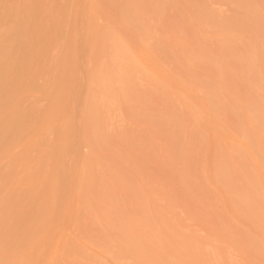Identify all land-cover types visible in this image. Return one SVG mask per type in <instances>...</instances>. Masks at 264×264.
Returning <instances> with one entry per match:
<instances>
[{
  "label": "rangeland",
  "instance_id": "1",
  "mask_svg": "<svg viewBox=\"0 0 264 264\" xmlns=\"http://www.w3.org/2000/svg\"><path fill=\"white\" fill-rule=\"evenodd\" d=\"M31 2L34 3L30 4V0H0V46L6 44L7 51L10 48H18V52H23L20 53V58L24 60L22 55H27L29 48L37 51L41 49V45H37L38 49L34 47L38 39L44 44L49 40L53 45L48 42L51 48H45L49 46L48 43L45 47L42 46L45 48L42 55L34 57L32 52L38 53L36 50L31 52L30 49L28 53H31L26 57L45 60L39 63L37 60L35 64L30 58V67L25 59L28 66L25 67L30 75L33 68L37 71V66L40 69L44 65L48 70L42 74L38 71L40 73L37 75L41 76H36L33 81L30 80L32 77L29 78L35 83L34 88H31L32 92L20 78L26 86L24 89L28 90L20 94L16 92L19 89H13L22 86L21 82L19 85L15 79V76H19L13 71L16 67L12 69L11 62L7 64V61L2 59V63L7 64L3 65H11L12 71L9 67L4 69V66L0 65V72L6 71L0 73L3 81L0 79V89H9L7 82H4L7 80L4 76H14V85L16 82L18 85L10 87L21 97L16 99V103H20L22 111L25 109L29 112L32 107L30 111L33 113V122H36L37 117L43 118L45 112L47 114L48 107L55 103H52V100L56 101L57 105L61 100L64 101L63 104L68 105L66 109L70 112H66L65 105L61 103L62 107L59 104L60 109L56 110L58 113L54 114L55 110H52V115L50 112L47 115L54 117L63 112L62 116H55L62 117L61 121L59 118L51 120L52 118L44 115L42 121L40 117L37 119L40 122H32L33 125L29 123L31 125L27 124L26 129L22 126L27 119L24 116L25 121L21 119L23 124L20 125V122L19 127L25 129V136H20L22 132L20 135L16 132L18 126H11L14 121L12 110L16 108H8V104L5 106L6 114H13L12 120L7 119L8 114L4 115V107H0L4 111L0 110V119L2 114L3 117L6 116L4 122L8 123L10 120L9 126L12 128V133L9 129L3 130L1 124L4 122L0 120V132L1 129L4 133L7 130L9 136V145L5 142V146L3 143L5 150L1 149L3 146L0 143V230H3L2 234L0 231V240L2 239L3 243L1 246L0 241V264H264V0ZM52 5L56 8L53 9ZM27 6L31 7V10H27ZM34 8L37 10L36 14ZM50 10L55 14L50 13ZM24 11H31L34 19H30V12L26 15ZM37 12L36 17H45L47 23L42 19H39L41 23L38 19L35 20ZM46 12L49 13L48 17ZM57 14L60 20V15L62 16L63 24L58 21ZM49 16L54 22L51 18V23L48 22ZM25 20L31 21L35 26H38L37 22H45V26L41 25L36 29L37 27L30 22L26 23ZM31 25L33 32L29 30ZM20 26L25 29L24 32H21L23 30ZM47 30H50V34ZM34 33H40L42 38ZM26 34L31 38L27 37L30 42H27V39L25 42L35 45L33 44L32 48L31 44L27 51H21L23 47L20 46H24L22 41ZM58 35L57 41L55 36ZM34 37L38 39L35 40ZM67 38H71V44L68 45L71 46L75 42L71 47L75 46L77 51L73 49L75 52H72L75 55L79 51L82 53H79L77 58L69 54L70 46L63 44L69 42ZM107 38L110 40H106ZM98 40L105 42L100 43ZM111 40L118 42L114 41V45L124 46L126 51L121 46L118 47L122 48L123 55L120 54L121 50L116 51L117 46H113ZM106 41L111 43L108 47ZM11 42L15 45H11ZM24 47L26 48V44ZM3 48L0 49L5 53ZM15 49L12 56L17 52ZM91 54L92 57L89 56ZM12 56L8 55L6 58ZM73 57L80 62H71L69 59ZM20 58H17L20 65L25 64ZM64 58L73 65L78 63L75 64V70H78L77 66L80 68L79 64L81 68L77 74L75 65H70L73 66L71 71L74 76L71 72L69 76L73 82L67 74L69 84L63 81V86L59 88V85L55 86L54 81L67 78H64L66 75L63 67L60 69L64 74L57 70L59 68L56 66L58 63H65V68L71 64L60 60ZM114 59H117V62ZM17 62L13 60L12 63L17 65ZM108 66L113 67L112 70ZM67 69L69 72L68 66L66 72ZM56 70L61 73L60 77H57L59 73ZM101 72L106 77L105 83V79L100 78ZM99 78L102 84L98 87ZM90 79H95L96 84ZM56 87L62 92V96L58 94ZM70 87L73 88L72 91ZM34 89H37V92ZM66 89L67 91H64ZM38 90L42 91V94ZM4 93L6 94L5 91ZM56 93L58 100L54 99ZM12 94L11 90V96ZM65 94H70L69 97L73 95V104L70 103L71 97L68 101ZM10 99L12 101V97ZM87 99L92 100L93 106H90L91 102ZM7 101L8 98L4 103H8ZM56 103L51 106L58 108ZM6 107L8 111L11 110L7 112ZM23 113L28 115L24 111ZM87 114L92 121L87 120ZM20 117L23 116H18L19 119ZM18 118L15 117V124L19 122ZM31 118L29 115L27 122H31ZM54 120L56 124L61 122L60 125H54ZM84 120L89 121L88 124ZM70 121L77 132L73 127L67 132L69 129L66 127L72 126ZM4 133H0V138H4ZM12 135L17 136V139L14 136L13 142ZM65 137L66 140H71L66 141ZM63 150L66 153H62ZM5 154L7 157H4ZM28 204L33 207L25 208ZM25 209L26 213L33 210L27 214L26 221L23 220ZM95 221L100 224L97 225ZM128 221L129 223H126ZM106 223L108 227L101 228ZM111 224L113 227L118 226L112 228ZM121 225H124L123 228ZM21 227L22 231L18 235ZM125 227L131 232H136L137 234L133 233L136 236L133 237ZM110 229L115 230L112 233ZM142 229L144 232L141 234L137 232L143 231ZM7 230L17 236L12 239L14 235L10 234L9 238ZM125 230L131 238L127 239L126 235V238L124 235L123 238ZM107 231L113 234V239ZM121 231L122 234H118ZM104 232L103 237L108 235L106 238L102 237ZM6 236L10 240L7 238L6 241ZM26 237H35L34 242L33 239L22 241L27 239ZM126 239L129 240L128 247ZM147 241L150 246H147ZM27 242H30V247ZM110 243L111 248L108 251L110 245L107 248V244ZM4 244L6 249L3 248ZM66 248L67 250H64ZM121 252H125L123 256ZM118 255L120 257L117 258ZM178 259L180 261H177Z\"/></svg>",
  "mask_w": 264,
  "mask_h": 264
},
{
  "label": "bare ground",
  "instance_id": "2",
  "mask_svg": "<svg viewBox=\"0 0 264 264\" xmlns=\"http://www.w3.org/2000/svg\"><path fill=\"white\" fill-rule=\"evenodd\" d=\"M26 1H27V0H26ZM24 2H25V1H24ZM16 3H18V2H16ZM28 3H29V2H28ZM31 3H34V2H31V0H30V4H31ZM30 4H29V5H30ZM56 5H57V4H56ZM127 5H128V4H127ZM127 5H126V6H127ZM36 6H37V5H36ZM54 6H55V5H52V8H53V9L56 8V6H55V7H54ZM22 7H23V6H22ZM22 7H21V8H22ZM27 7H28V6H27ZM37 7H38V6H37ZM129 7H130V6H129ZM25 8H26V7H24L23 10H25ZM29 8H31V7H28V8H26V9H27V10H31V9H29ZM52 8H51V9H52ZM57 8H59V7L57 6ZM35 9H36V8H34L33 10L35 11ZM53 9H52V10H53ZM23 10H22V11H23ZM33 10H32V12H34ZM56 10H58V9H56ZM63 10H64V9H63ZM63 10H62V11H63ZM36 11H37V10H36ZM36 11L34 12L35 14H36ZM54 11H55V10H53V12H54ZM24 12H25V11H24ZM24 12H23V14H24ZM29 12L31 13V11H29ZM29 12H27L28 15H29ZM39 12H40V9H39ZM43 12H45V11L43 10ZM58 12H59V14H60L61 10L58 11ZM63 12H64V11H63ZM63 12H62V13H63ZM27 13L25 12L26 15H27ZM50 13H52L51 10H50ZM56 13H57V12H56ZM62 13H61V15H62ZM122 13H123V12H122ZM129 13H130V12H129ZM129 13H128V14H129ZM132 13H133V12H132ZM32 14H33V13H31L29 16H31ZM40 14H42V12H41ZM47 14H49V13L46 12V16H47ZM52 14H55V13H52ZM52 14H51V15H52ZM59 14H57L56 16L58 17ZM33 15H34V14H33ZM61 15H60L61 20L59 19V17H58L59 20L56 18L59 22L62 21V19H63L62 16H63L64 14H63L62 16H61ZM126 15H127V13H126ZM129 15H130V14H129ZM36 16H38V12H37V15H35V17H36ZM42 16H44V15L42 14ZM54 16H55V15H54ZM47 17H48V16H47ZM25 18L27 19L28 16H26ZM31 18H32V16L30 17V19H31ZM44 18H45V17H44ZM44 18L42 19V17L40 16V17H38V18L36 17L35 20L38 19V21H39V19H40V20L42 19V20L45 21L46 18H45V19H44ZM50 18H51V17L49 16V20H50ZM22 19H23V18H22ZM32 19H34V17H33ZM47 19H48V18H47ZM53 19H54V17H53ZM56 19H54V20H56ZM122 19H123V18H122ZM27 20H29V19H27ZM51 20H52V18H51ZM51 20L48 21V22L51 23ZM23 21H24V19H23ZM52 21H53V20H52ZM58 21H57V22H58ZM25 22H26V23H27V22H28V23L30 22V23L32 24L31 21H26V20H25ZM36 22H37V21H36ZM36 22H35V24H36ZM45 22H46V21H45ZM45 22H44L43 24H39V23H41V21H39V23L37 22L36 25H38L39 27H41V25L45 26V25H44ZM53 22H54V21H53ZM57 22H55V23H57ZM26 23H25V24H26ZM46 23H47V22H46ZM49 23H48V24H49ZM55 23H54L53 25H55ZM61 24H63V23L61 22ZM22 25H24V24H22ZM32 25H34V23H33ZM32 25H31V26H32ZM53 25H51V26H52V27H56V26H53ZM25 26H26V25H25ZM27 26L29 27V25H27ZM34 26H35V25H34ZM38 26H35V28L37 27L36 29H38ZM43 26H42V28H45V27H43ZM51 26H48V27L51 28ZM20 27H21V29L23 30V31H21V32H24L25 29H23L22 26H20ZM48 27H46V28H48ZM59 27H60V25H59ZM18 28H19V27H18ZM42 28H41V29H42ZM32 29H33V26H32L31 29L29 28V30H32ZM57 29H58V27H57ZM59 29H60V28H59ZM34 31H35V29H34ZM36 31H37V30H36ZM38 31H39V30H38ZM44 31H45V30H44ZM49 31H50V30H49ZM49 31L47 30V32H49ZM58 31H59V30H58ZM58 31H55V32H56V33H62V32H58ZM31 32H33V30H32ZM42 32H43V30H42ZM10 33H11V32H10ZM10 33L8 34L9 36H10ZM43 33H44V32H43ZM56 33H55V34H56ZM63 33H64V32H63ZM17 34H18V33H17ZM24 34H25V33H24ZM30 34H32V33H30ZM30 34H29V35H30ZM34 34H36V33H34ZM39 34H40V33H39ZM39 34H38V35L36 34V35L39 36ZM46 34H47V33H46ZM49 34H50V32H49ZM8 35H7V36H8ZM26 35H27V34H26ZM36 35H35V36H36ZM20 36H21V33H20ZM33 36H34V35H33ZM33 36H32V37H33ZM41 36H42V35H40L39 37H41ZM48 36H49V35H48ZM100 36H102V35H100ZM15 37H16V36H15ZM17 37H19V36H17ZM17 37H16V38H17ZM27 37H30V38H31V36H28V35H27L26 38L23 37L24 40L22 41V42H24V43L26 44V48L24 47V46H25L24 43L20 42V43L24 44V46H22V45L19 43V44L21 45L20 47H23V49L21 48V51H23V50H26V51H27V50H28V46L30 47V45L32 44V42H31L30 45H29V43H27V42H30V39H28ZM45 37H46V36H45ZM45 37H43V38H45ZM58 37H59V35H58V36H55V38L57 39V41L59 40ZM60 37H61V34H60ZM103 37H104V36H103ZM103 37H102V38H103ZM105 37H106V36H105ZM35 38H36V37H34L33 39H35ZM41 38H42V37H41ZM49 38H50V36H49ZM4 39H5V38H4ZM7 39H9V38H7ZM18 39H19V38H18ZM18 39H17V41H18ZM26 39H27V42H25ZM37 39H38V38H36L35 40H37ZM51 39H52V38H51ZM60 39H61V38H60ZM67 39H68V38H67ZM69 39H71V38H69ZM69 39H68V41H69ZM72 39H73V38H72ZM94 39H96V38H94ZM108 39H109V38H107L106 40H108ZM15 40H16V39H15ZM20 40H22V38H21ZM38 40H39V43H38ZM38 40H37V42H36V46H34V45H35L34 43H33L34 45L32 44V48H33V46H34L35 48L37 47V49H38V46H37V45H39V46L41 45V46H40L41 49H38V51H37L36 49L33 48V50H36V52H37L38 54H36L35 51L32 52L33 50H32L31 48H29V50H28V52H29L30 49H31V52H32L31 55H32V56L35 55L34 57H36V56L40 55L41 53H43L42 50L45 49V48L47 49V47L49 48V47H50V44H51V41H49V40H48V42H49L50 44H49L47 41H46V42L44 41L45 44L42 42V43H43V44H42V43L40 42V39H38ZM43 40H44V39H43ZM65 40H66V39H65ZM103 40H105V38H104ZM109 40H110V39H109ZM118 40H119V39H118ZM2 41H3V40H2ZM17 41H14V42L17 43ZM41 41H42V40H41ZM52 41H54V40H52ZM89 41H90V39H89ZM94 41H96V40H94ZM98 41H99V40H98ZM98 41H97V42H98ZM111 41H113V40H111ZM111 41H110V42H111ZM114 41H115V40H114ZM114 41L112 42V43H113L112 45L116 47L117 45H114V44H115ZM119 41H120V40H119ZM0 42H1V41H0ZM5 42H6V41H5ZM5 42H4V43H5ZM12 42H13V41H12ZM12 42H11V45H13ZM14 42H13V43H14ZM33 42H35V41H33ZM59 42H60V41H59ZM62 42H63V41H62ZM72 42H73V40H72ZM99 42H100V41H99ZM102 42H105V41H102ZM102 42H100V43H102ZM106 42H107V41H106ZM110 42H109V43H110ZM115 42H117V41H115ZM4 43H3V44H4ZM40 43H41V44H40ZM47 43L49 44V46H46V45H48ZM69 43L71 44L70 41L67 42V43H63V44H66L65 46L68 47V46H70V45H68ZM73 43H74V44H72V45H75V42H73ZM76 43H78V42H76ZM95 43H96V42H95ZM117 43H118V42H117ZM3 44H2V45H3ZM27 44H28V45H27ZM89 44H90V42H89ZM110 44H111V43H110ZM110 44H108V42H107V44H106L107 47H108ZM5 45H6V44H5ZM5 45L3 46L4 48L6 47ZM14 45H15V44H14ZM14 45H13V46H14ZM44 45H45L46 47H45ZM51 45H53V43H52ZM72 45H71V46H72ZM103 45H105V44H103ZM103 45H102V46H103ZM112 45H111V46H112ZM8 46H9V45H8ZM17 46H18V44H17ZM42 46L45 47V48H43ZM71 46L69 47V48H71V49H68L69 51H71L69 54H71V55L73 54L72 56H74V57H76L77 55L79 56V53L82 54V53L79 51L78 53H76L77 55H75V54L73 53V52H75L74 50H76V49H74L75 46H73V47H71ZM78 46H79V45H78ZM98 46H99V45H98ZM120 46H121V45H120ZM120 46H117V48L120 47ZM3 47L0 46V48H3ZM10 47H12V46H10ZM20 47H19V49H20ZM63 47H64V46H63ZM91 47H92V46H91ZM93 47H94V46H93ZM93 47H92V48H93ZM105 47H106V46H105ZM121 47H122V46H121ZM123 47H124V46H123ZM123 47H122V48H123ZM4 48H3V49H4ZM50 48H51V47H50ZM64 48H65V47H64ZM83 48H84V47H83ZM83 48H82V49H83ZM88 48H89V46H88ZM109 48H110V47H109ZM117 48H116V51H117V50L120 51V50L122 49V48H121V49H120V48L117 49ZM14 49H15V47H14L13 49L10 48L9 51H7L8 49H7V47H6V49H4V50L6 51L5 53H4V51H1V49H0V54L4 53V54L0 55V65L2 66L3 63L5 64V62L2 63V59H4L5 61H7V64H8L9 62H11L10 64L12 65L13 68L11 67V65H10V67H11L12 69H14V68L16 67L13 71L16 72L15 75H17V74L19 75L18 77L15 76V77H16L15 79L18 80V81H17L18 84H19V82H21V81H22V82L25 81V82H24L25 85L28 86L27 89H28V90L30 89V90H31L30 92H32L33 89H31V88H34L33 85H35V83H33V82H31V81H33V78L35 79L36 76H38V75H37L38 73L41 72L40 74H42V72L47 71L48 68H47V70H46V68H45L44 65H43V66L39 69V68H37V67H38V66H37V67H36V70H37L36 72H37V73L35 72V69L33 68V73L31 74V75H32V76H31V75L29 74L30 72H29V71L27 70V68H26V67H28V66H26V62L28 61L29 63H27V64L29 65V64H30V61L32 60V62H33V60H34V63L37 64V63H36L37 60H38L37 62L39 63V62H42V61L45 60V59L38 58V57H37L38 59H37V58L33 59L34 57H32V58L30 57L31 59H30V58L27 59L26 57H27L31 52H30V53L26 52L27 55H22V57H24V60H22V58H20V57H21V54H20V53H23V52H18V51H19L18 48H16L17 50L15 49V50L17 51L16 54L19 53L20 55L18 56V54H17V55L14 54V56H12V54H13V52H14ZM73 49H74V50H73ZM85 49H87V48H85ZM111 49H112V48H110V50H111ZM123 49H124V51H126L125 48H123ZM48 50H49V49H48ZM83 50H84V49H83ZM97 50H99V49H97ZM113 50H114V49H113ZM39 51H40V53H39ZM69 51H68V52H69ZM72 51H73V52H72ZM76 51H77V50H76ZM87 51H88V50H87ZM87 51H86V52H87ZM92 51H93V50H92ZM111 51H112V50H111ZM116 51H115V53L117 54ZM46 52H47V50H46ZM102 52H103V50H102ZM122 52H123V51L121 50V51H120V54H122ZM10 53H11V54H10ZM14 53H15V52H14ZM33 53H34V54H33ZM64 53H65V52H64ZM95 53H96V52H95ZM98 53H99V52H98ZM115 53H114V55H115ZM24 54H25V52H24ZM44 54H45V53H44ZM44 54H43V55H44ZM86 54H87V53H86ZM86 54H85V55H86ZM120 54H119V58H120V56H121ZM8 55H9V56L11 55V56L13 57V59H12V57H11V58L8 57L9 59H7L6 57H7ZM15 55H16V56H15ZM41 55H42V54H41ZM61 55H62V54H61ZM87 55H88V54H87ZM97 55H98V54H97ZM102 55L104 56L105 54L102 53ZM106 55H108V54H106ZM122 55H123V54H122ZM125 55H126V53H125ZM46 56H47V55H46ZM89 56L92 57V54L89 55ZM126 56H127V55H126ZM44 57H45V55H44ZM44 57H43V58H44ZM74 57H73L72 59H69V60H70L71 62H74L73 60H75V62H77L79 59H76L77 57L74 59ZM98 57H99V56H98ZM100 57H101V55H100ZM104 57H105V56H104ZM17 58H20V60H22L21 62H24V61H25V64L22 63V65H24V67H23L22 65H20L21 63H20V61H19ZM60 58H61V57H60ZM62 58H63V56H62ZM65 58H67V57H65ZM65 58H64V60H63V59H60V60H62L63 62H67V60H66ZM68 58H70V57L68 56ZM93 58H94V57H93ZM112 58H114V56H113ZM121 58H122V57H121ZM10 59H11V61H10ZM25 59H27V61H26ZM29 59H30V61H29ZM122 59H123V58H122ZM8 60H9V61H8ZM13 60H14V62H17V61H18L16 64H17V65H18V64L20 65V66L18 65L20 70L17 69V67H18L17 65H14V64L12 63ZM15 60H16V61H15ZM46 60H47V59H46ZM95 60H96V59H95ZM95 60H94V61H95ZM109 60H110V57H109ZM114 60H116L115 62H117V59H114ZM119 60H120V59H119ZM123 60H124V59H123ZM70 61H68L66 64L71 63ZM94 61H93V62H94ZM48 62H49V61H48ZM79 62H80V60H79ZM107 62H110V61H107ZM1 63H2V64H1ZM57 63H58V62H57ZM57 63H56V64H57ZM110 63H112V62H110ZM7 64H5V65H7ZM35 64H34V65H35ZM41 64H42V63H41ZM58 64H59L60 66H58ZM58 64H57L56 67H58L59 69H57V70H59L60 72H61L62 70L65 71V72H64L65 74L63 73V71L61 72L62 74L66 75V76H64V78H65V77L67 78V74H68V78L70 79V76H69V75H70V72H71V75H73V73H74V72L71 71V70H72L71 68H72L76 63H75L74 65H73L72 63L69 64V65H67V66L69 67V72H68V69H67V72H68V73L66 72V68H67V66L64 68L65 63H64V65H63V64L61 65L60 63H58ZM112 64L114 65V63H112ZM5 65H3L4 67L2 66L4 69H6V68L9 67V66H5ZM13 65H14V66H13ZM31 65H32V64H30L29 66L31 67ZM34 65H33V67H34ZM70 65H73V66L71 67ZM76 65H78V63H77ZM76 65L74 66V70H75V68H76ZM79 65H80V68H81V64H79ZM108 65L110 66V64H108ZM1 66H0V71H1V68H2ZM25 66H26V67H25ZM45 66H46V64H45ZM51 66H52V65H51ZM109 66H108V67H109ZM10 67H9V70L12 71V69H11ZM22 67H23L24 69H22ZM30 67H29V69H30ZM39 67H40V66H39ZM47 67H48V65H47ZM49 67H50V66H49ZM54 67H55V66H53V68H54ZM56 67H55V68H56ZM60 67H61V69H62V67H63V69L61 70ZM104 67H105V65H104ZM104 67H103V68H104ZM77 68H78V70H80V68H79L78 66H77ZM109 68H110V70H112L113 67H112V68L109 67ZM16 69L18 70V72L16 71ZM38 69H39V70H38ZM42 69H43V71H42ZM50 69H51V68H50ZM106 69H108L107 66H106ZM106 69H104V70H106ZM25 70H26V71H25ZM57 70H56V71H57ZM78 70H77V69L75 70L77 74H78ZM104 70L102 71L103 73H105ZM108 70H109V69H108ZM19 71H20V72H19ZM30 71H31V70H30ZM38 71H40V72H38ZM59 71H57V72L59 73ZM2 72H6V71H2ZM2 72H0V73L2 74ZM26 72H27V73L29 72V73H28L29 76H27L28 74H27ZM102 72H101V76H100V78H101L102 80H104L108 75H107V73H105V74H106V77H104L105 75H104V74L102 75ZM107 72H108V71H107ZM110 72H111V71H110ZM110 72H109V73H110ZM19 73H20V74H19ZM23 73H24V74H23ZM35 73H36V75H35ZM61 73H59V75H57V77H60V74H61ZM76 73H75V74H76ZM80 73H82V72H80ZM99 73H100V72H99ZM3 74L6 75V76L8 75V73H6V74L3 73ZM25 74H27V75H26L27 77L25 76ZM33 74H34V75H33ZM45 74H46V73H45ZM50 74H51V73H50ZM56 74H57V73H56ZM10 75H11V74H10ZM10 75H8L9 79H8V77H5V76L3 77V78H5V80H6V78H7V80L4 81V82H7V86H8L9 89H10L11 87H15L16 85H18L17 82H16V84L14 85V83H15V82H13V81H15V80H13V79H14V76H12V77H13V78H12ZM20 75H21V77H20ZM52 75H53V74H52ZM81 75H82V74H81ZM84 75H85V73L83 74V77H85ZM1 76H2V75H1ZM1 76H0V79H1V81H2V77H1ZM22 76H25L24 79L22 78ZM34 76H35V77H34ZM39 76H41V75H39ZM39 76H38V77H39ZM61 76H62V75H61ZM73 76H74V75H73ZM91 76H92V75H91ZM91 76H90V78L93 77V76H92V77H91ZM102 76H103V77H102ZM30 77H32V79H31ZM75 77L78 78L77 76H75ZM80 77H81V76H80ZM95 77H96V75H95L93 78H95ZM11 78H12V79H11ZM20 78H21V79H20ZM25 78H26V80H27L28 83H29V84L27 83L28 85L26 84L27 81L25 80ZM27 78H28V79H27ZM29 78H30L31 81L29 80ZM68 78H67V79H68ZM71 78H72V77H71ZM93 78H92V79H93ZM100 78L97 79L98 82H99V83H98V87L100 86V84H102V81H101V82L99 81V80H101ZM10 79H11V80H10ZM19 79H20L21 81H20ZM22 79H23V80H22ZM60 79H61L60 81H59V80L54 81V82H56V83H55V86H56V85H57V86L59 85V86H60V87L58 86L59 88H61V87L63 86V85H62V82H63V81H65V83H66L67 81H70V80H71V82H73L72 79H70V80H69V79H68V80H67V79H66V80H62V78H60ZM88 79H89V78H88ZM92 79H90V80L93 81L94 84H96V83L94 82L95 79H94V80H92ZM3 80H4V79H3ZM80 80H81V79H80ZM90 80H88V81L90 82ZM10 81H12V82H11V83H8V82H10ZM29 81H30V82H29ZM74 81H75V80H74ZM81 81H82V80H81ZM105 81H106V79H105L103 82L105 83ZM2 82H3V81H2ZM22 82H21V84H22L23 88H20V87H22L20 84H19L20 86H17L16 88H13V89H19V91H18V90H17V91H16V90L13 91V89L11 88L12 93H13L12 96H11V90H10V91H9V89L4 90V91L6 92V94H5L4 91L2 90V88L0 89V90H2V93H3V94H1V91H0V105H1L0 107H2V108L4 107V108H3V110H4V109H5V106H7L6 104H8V108H11V109H12V108H16V109H17V111H16V109H13L14 111L12 110V113L14 112V113H13V114H14V121H13V123L15 122V117L18 118V116H23L22 118L20 117V119L18 118L19 122L16 120V123L18 122L17 124H15V123L13 124V123L9 122L10 120L7 121L8 123H5V122H6V118H4V117H6V116L3 117V114H2V118H1V119H2L3 122L5 121L4 123L1 124L2 129H3V130H5V129H9L8 131H10V132L12 133V128L9 126L10 123H11V126L17 125L19 129H23V130H21V131H20L18 128H17V131L15 130L17 133L19 132L18 135H20V132H22L20 136H22V134L24 135L23 132H24V130L26 129V128H25L26 125L29 124V123L32 124V122L34 121V117H33V115H32L33 113H32V111H30V110L32 109V107H31V109L29 110V112H28V110H26V111H25V109L23 110L24 112L28 113V115H26L25 113H23V111H22V109H21V107H20V105H19V104H20L19 101H18L19 104L16 103V99H17L18 97H20L19 95L22 94L23 91L25 92V91L27 90L26 88L24 89V87H26V86H25L24 83H22ZM34 82H36V81H34ZM12 83H13V84H12ZM49 83H51V82H49ZM59 83H61V84H59ZM67 83H68V82H67ZM74 83H75V82H74ZM74 83H72V84H74ZM81 83H82V82H81ZM86 83H87V82H86ZM86 83H84V84H86ZM91 83H92V82H91ZM8 84H9V85H8ZM10 84H11V85H10ZM30 84H31V85H30ZM51 84H52V83H51ZM53 84H54V83H53ZM68 84H69V83H68ZM84 84H83V85H84ZM80 85H82V84H80ZM88 85H89V84H88ZM3 86H4V83H3ZM10 86H11V87H10ZM30 86H31V87H30ZM51 86H52V85H51ZM64 86L66 87L65 84H64ZM70 86H71V84H70ZM72 86H73V85H72ZM86 86H87V84H86ZM95 86H96V85H95ZM0 87H2V85H1ZM4 87H6V86H4ZM18 87H19V88H18ZM29 87H30V88H29ZM35 87H36V86H35ZM38 87H39V86H38ZM91 87H92V86H91ZM103 87H105V85H104ZM6 88H7V87H6ZM36 88H37V87H36ZM48 88H50V87H48ZM63 88H64V87H63ZM67 88H69V87H67ZM77 88H78V90H79L80 86L77 87ZM82 88H83V86H82ZM92 88H93V87H92ZM20 89H22V90H20ZM23 89H24V90H23ZM44 89H46V88H44ZM56 89H57V87H56ZM70 89H71V90H70ZM70 89H69V90L72 91L73 88L70 87ZM74 89H75V88H74ZM28 90H27V91H28ZM34 90H36V92H37V89H34ZM40 90H42V89H40ZM85 90H86V89H85ZM88 90H89V89H88ZM7 91L10 92V93H9V97H8V92H7ZM15 91L18 92V93H20V94L16 93ZM45 91H46V90H45ZM57 91H59V90L57 89ZM64 91H67V89L64 90ZM70 91H69V93H70ZM75 91H77V89H76ZM75 91H74V92H75ZM82 91H83V90H82ZM30 92H29V93H30ZM38 92H40V93L42 94V91H39V90H38ZM43 92H44V91H43ZM48 92H49V91H48ZM53 92H54V91H53ZM53 92L50 91V93H53ZM74 92H73V93H74ZM86 92H88V91H86ZM15 93H16L18 96L16 95V97H14V96H15ZM27 94H28V93H27ZM30 94H31V93H30ZM37 94H38V93H37ZM48 94H49V93H48ZM58 94L61 95L62 92L60 93V91H59ZM75 94H76V93H75ZM75 94H74V95H75ZM13 95H14V96H13ZM25 95H26V93H25ZM25 95H24V96H25ZM53 95H54V94H53ZM56 95H57V93L55 94V96H56ZM66 95H67V94L64 95L65 98L67 97V98H68V101H69V98L71 97V101H72V97H73V95L70 96V97H69L70 94H68L67 96H66ZM41 96H42V95H41ZM55 96H54V99H55V100H58V99H56L57 96H56V97H55ZM61 96H62V95H61ZM11 97H12V101H11V99H10ZM13 97H14V99H13ZM42 97H43V96H42ZM7 98H8V101H7L8 103H4V102H6ZM20 98H21V97H20ZM58 98H59V96H58ZM22 99H23V98H22ZM73 99H74V98H73ZM88 99H89V98H88ZM88 99H87V100H88ZM9 100H10V102H9ZM23 100H24V99H23ZM51 100H52V99H51ZM59 100H61V99H59ZM81 100L83 101V99H81ZM87 100H86V101H87ZM14 101H15V102H14ZM78 101H80V100H78ZM88 101L91 102V103H90V104H91L90 106H93V105H92V103H93L92 100H88ZM12 102H14V103H12ZM20 102H21V100H20ZM53 102L56 103V101L52 100V103H53ZM58 102H59V101H58ZM60 102L63 104L64 101L61 100ZM73 102H74V101H72V102H70V103L73 104ZM9 103H10V104H9ZM24 103H25V102H24ZM55 103L51 104V101H50V104H51V105H54ZM61 103H59L60 105L58 104L60 107H62V104H61ZM84 103H85V102H84ZM13 104L15 105V107H14ZM16 104H17L18 106H17ZM67 104H68V102H67ZM81 104H83V102H82ZM81 104H80V105H81ZM88 104H89V102H88ZM3 105H4V106H3ZM11 105H13V106H11ZM21 105H22V104H21ZM51 105H50V107H48L49 109H48L47 114H46V112H45L44 115L47 116V115L49 114V112H50V114L52 115L51 112H53L54 110H55L54 114L58 113V111L56 112V110L60 109V107L57 105V103H56V106H58V108H57V107H52ZM63 105H65V109H66L67 106H68V105L66 106V103L63 104ZM69 105H70V104H69ZM84 105H85V104H84ZM86 105H87V104H86ZM86 105H85V106H86ZM10 106H11V107H10ZM81 106H82V105H81ZM88 106H89V105H88ZM17 107H19L20 109L17 108ZM69 107H70V106H69ZM69 107H68V108H69ZM2 108H1L0 110H2ZM8 108L6 107V110H7ZM50 108H51V110H50ZM53 108H54V109H53ZM56 108H57V109H56ZM90 108H91V107H90ZM90 108H89V109H90ZM11 109H10V110H11ZM61 109H62V108H61ZM69 109H70V108H69ZM93 109H94V108H93ZM93 109H92V110H93ZM95 109H96V107H95ZM3 110H2V111H3ZM10 110H9V111H10ZM19 110H20V111H19ZM52 110H53V111H52ZM62 110H63V109H62ZM67 110H68V109H66V112H67ZM84 110H85V109H84ZM4 111H5V110H4ZM4 111H3V112H4ZM9 111L7 110V112H9ZM33 111H35V110L33 109ZM60 111H61V110H60ZM63 111H65V110H63ZM68 111H69V110H68ZM15 112H16V113H15ZM19 112H20V113H19ZM69 112H70V111H69ZM69 112H68V113H69ZM71 112H72V111H71ZM75 112H76V111H75ZM21 113L24 114V115H22ZM31 113H32V114H31ZM36 113H37V112H36ZM61 113L63 114V112H61ZM68 113H67V115H69ZM93 113H94V112H93ZM7 114H8L7 119H8V118H9V119H12V118H13V116H12L13 114H12V115H10L11 113H10V114L7 113ZM7 114H6V111H5V114H4V115H7ZM19 114H21V115H19ZM34 114H35V113H34ZM59 114H60V112H59ZM59 114H57V115H55V116H58ZM62 114H60L59 117L62 116ZM65 114H66V113H65ZM72 114H73V112H72ZM95 114H96V113H95ZM0 115H1V111H0ZM9 115H10V116H9ZM29 115H30V117H32V118L30 119L31 122H27V121H28V118H29ZM31 115H32V116H31ZM37 115H38V114H37ZM39 115H40V114H39ZM41 115H42V114H41ZM44 115H42L43 118L40 116V117H41V119H40L41 121H42V119H44ZM67 115H66V116H67ZM87 115H88V114H87ZM87 115H85V116H87ZM24 116H25V118L27 117L26 121L24 120ZM34 116H35V115H34ZM55 116H54V117L47 116V117H48L49 119L52 118L51 120H53V119H58V118H59V117H58V118H55ZM66 116H65V117H66ZM73 116H74V114H73ZM73 116H72V117H73ZM91 116H92V115H91ZM10 117H11V118H10ZM35 117H36V116H35ZM40 117H37V119L40 118ZM74 117H75V116H74ZM78 117H80V116H78ZM94 117H95V116H94ZM61 118H62V117H61ZM61 118H59L60 121H61ZM82 118H83V116H82ZM84 118H85V117H84ZM1 119H0V120H1ZM4 119H5V120H4ZM21 119L23 120V122L25 121V124H24L25 126L22 125L23 122H22ZM35 119H36V118H35ZM37 119H36V122H40V120H37ZM49 119H48V121H49ZM63 119H64V117H63ZM73 119H74V118H73ZM90 119H91V118H90V116L88 115L87 120H90ZM96 119H97V118H96ZM12 120H13V119H12ZM12 120H11V121H12ZM30 120H29V121H30ZM32 120H33V121H32ZM67 120H68V119H67ZM70 120H71V119H70ZM77 120H78V119H77ZM85 120H86V119H85ZM85 120H84V121H85ZM2 121H0V123H1ZM54 121H55V122H54V125H58L59 123H61V122H59V123L56 124V120H54ZM65 121H66V120H65ZM73 121H74V120H73ZM81 121H82V120H81ZM90 121H92V120H90ZM94 121H95V120H94ZM20 122H21V124H20ZM36 122H33V124H35ZM70 122H71V121H70ZM88 122H89V121H87V122L85 121V123H87V124H88ZM81 123H82V122H81ZM98 123H99V122H98ZM19 124L22 125L25 129L22 128L21 126L19 127ZM31 124H29V125H27V126H30ZM33 124H32V125H33ZM47 124H49V123H47ZM70 124H72V126L69 125V128L66 127L67 129H69V130L66 129L67 132L70 131V130L72 129L73 125H74L72 122H71ZM41 125H42V123H41ZM43 125H44V124H43ZM54 125H53V128H54ZM59 125H60V124H59ZM59 125H58V126H59ZM1 126H0V127H1ZM51 126H52V125H51ZM63 126H64V124H63ZM63 126H62V127H63ZM67 126H68V125H67ZM70 126H71V128H70ZM76 126H77V124H76ZM80 126H81V125H80ZM56 127H57V126H56ZM62 127H61V128H62ZM77 127H78V126H77ZM91 127H92V126H91ZM95 127H96V126H95ZM57 128H58V127H57ZM63 128H64V127H63ZM63 128H62V129H63ZM75 128H76V127L74 126V127H73V130H74ZM2 129H1V132H0V133H4V131H3ZM14 129H15V128H14ZM35 129H36V128H35ZM58 129H59V128H58ZM88 129H89V127H88ZM92 129H93V128H92ZM18 130H19V131H18ZM66 130H65V133H66ZM59 131L61 132V130H59ZM74 131H76V130H74ZM16 132H15V134L17 135ZM63 132H64V129H63ZM76 132H77V131H76ZM5 133H6V135H5ZM5 133H4L5 136L2 134V135L4 136V138H0V143H1V145L3 146L2 148H1V146H0V148H1L2 150H3V149L5 150L4 145H5V146L9 145V144H8V142H9V136H8V134H7V130L5 131ZM71 134H72V133H71ZM78 134H79V133H78ZM0 135H1V134H0ZM63 135H64V134L62 133V136H63ZM72 135H73V134H72ZM79 135H80V134H79ZM3 136H2V137H3ZM7 136H8V138H6ZM14 136H15V135H14ZM14 136L12 135V139H11L12 142H13V140H14V139H13ZM24 136H25V135H24ZM37 136H39V135H37ZM67 136H68V135H67ZM0 137H1V136H0ZM35 137H36V136H35ZM74 137H75V136H74ZM5 138L8 139V141H3V140H6ZM38 138H39V137H38ZM61 138H63V137H61ZM72 138H73V137H72ZM2 139H3V140H2ZM15 139H17V136H15ZM64 139L66 140V137H65ZM69 139H70V138H68L66 141H68ZM1 140H2V142H1ZM18 140H19V138H18ZM18 140H17V141H18ZM30 140H31V139H30ZM62 140H63V139H62ZM70 140H71V139H70ZM15 141H16V140H15ZM5 142H6L7 145L5 144ZM28 142H29V141H28ZM3 143H4V145H3ZM26 143H27V142H26ZM30 143H32V142H30ZM30 143H29V144H30ZM62 143H63V142H62ZM66 143H68V142H66ZM34 144H35V143H34ZM60 144H61V142H60ZM70 144L72 145V142H71V141H70ZM58 145H59V144H58ZM65 145H66V144H65ZM15 146H16V145H15ZM25 146H26V145H25ZM59 146L61 147V145H59ZM66 146H67V145H66ZM20 147H21V146H20ZM57 147H58V146H57ZM62 147H64V145H63ZM21 148H22V147H21ZM66 148H67V147H66ZM70 148H71V147H70ZM1 149H0V150H1ZM57 149H58V148H57ZM57 149H56V150H57ZM73 149H74V148H73ZM10 150H11V149H10ZM70 150H71V149H70ZM70 150H69V151H70ZM64 151H65V150H63L62 153H66V151H65V152H64ZM59 152H60V151H59ZM59 152H58V153H59ZM70 152H71V151H70ZM23 153H24V152H23ZM56 153H57V152H56ZM58 153H57V154H58ZM19 154H20V153H19ZM21 154H22V153H21ZM59 154H60V153H59ZM0 155H1V154H0ZM2 155H3V154H2ZM6 155H7V154H5L4 157H7ZM0 157H2V156H0ZM17 157H18V155H17ZM24 157H25V156H24ZM0 159H1V158H0ZM14 159H15V158H14ZM0 177H1V175H0ZM0 181H1V180H0ZM50 182H51V180H50ZM53 182H54V181H53ZM53 182H52V183H53ZM48 183H49V182H48ZM48 183H47V184H48ZM54 183H55V182H54ZM1 185H2V184H1ZM55 186H56V185H55ZM55 188H56V187H55ZM104 188H105V187H104ZM58 189H59V187H58ZM55 190H56V189H55ZM59 190H60V189H59ZM102 190H104V189H102ZM107 191H108V190H107ZM107 191H106V193H107ZM110 191H111V190H110ZM110 191H109L108 193H110ZM99 193H100V192H99ZM102 193H103V192H102ZM18 194H19V193H18ZM104 194H105V193H104ZM16 195H17V194H16ZM19 195H20V194H19ZM25 195H26V194H25ZM106 195H109V194H106ZM106 195H105V196H106ZM13 196H14V195H13ZM103 196H104V195H103ZM32 197H34V196H32ZM48 198H49V197H48ZM1 199H2V198H1ZM26 199H27V198H26ZM52 199H53V198H52ZM24 200H25V199H24ZM37 200H38V199H37ZM54 200H55V199H54ZM54 200H53V203L55 202ZM25 201L27 202V200H25ZM105 201L107 202V200H105ZM18 202H19V200H18ZM40 202H41V201H40ZM57 202H58V201H57ZM19 203H21V202H19ZM19 203H18V204H19ZM30 203H31V202H30ZM108 203H109V201H108ZM24 205H25V204H24ZM24 205H23V208H24ZM18 206H19V205H18ZM30 206L33 207V205H30ZM30 206H29V204H28V206L26 205L25 208H30V209H31ZM12 207H13V206H12ZM20 207H21V206H20ZM35 207H36V206H35ZM23 208H22V210H23ZM13 209H14V208H13ZM17 209H18V208H17ZM19 209H20V208H19ZM41 209H42V208H41ZM26 210H27V209H25V211H23V215L25 216V217H23V220H25V221H26L25 218H26L27 214L30 213L31 211H33V210H31L30 212L26 213V212H27ZM126 210H127V209H126ZM18 212H19V211H18ZM24 212H25V213H24ZM42 212H43V211H42ZM46 212H47V211H46ZM3 213H5V212H3ZM3 213H2V214H3ZM20 213H21V212H20ZM25 214H26V215H25ZM9 215H10V214H9ZM23 215H22V216H23ZM32 215H34V214H32ZM15 216H16V215H15ZM22 216H21V217H22ZM29 216H30V214L28 215V219L30 218ZM44 216H45V214H44ZM102 216H103V215H102ZM139 216H140V215H139ZM141 216H142V215H141ZM100 217H101V216H100ZM104 217H105V216H104ZM15 218H16V217H15ZM18 218H19V216H18ZM31 218H32V216H31ZM45 218H46V217H45ZM106 218H107V217H106ZM114 218H115V217H114ZM114 218H112V219H114ZM131 218H132V217H131ZM134 218H136V217H134ZM37 219H38V218H37ZM110 219H111V218H110ZM127 219H128V218H127ZM139 219H142V218H139ZM11 220H12V218H11ZM105 220H106V219H105ZM107 220L109 221L108 218H107ZM115 220H116V219H115ZM119 220H120V219H119ZM123 220H124V219H123ZM32 221H33V218H32ZM42 221H43V220H42ZM108 221H107V223L109 224ZM126 221H127V220H126ZM129 221H130V220H129ZM129 221L126 222V223H129ZM134 221H136V220H134ZM134 221H133V222H134ZM137 221H138V220H137ZM149 221H150V220H149ZM10 222H11V221H10ZM13 222H14V221H13ZM95 222H97V221H95ZM100 222H101V221H100ZM113 222H114V221H113ZM104 223H105V222H104ZM104 223H101V225L104 224ZM107 223H106L105 225H103L101 228L104 229L105 227H108V226H106ZM110 223H112V222L110 221ZM134 223H135V222H134ZM146 223H147V222H146ZM8 224H9V223H8ZM31 224H32V223H31ZM99 224H100V223H99ZM99 224H98V222H97V225H99ZM115 224H116V223H115ZM138 224H139V223H138ZM147 224H148V223H147ZM101 225H100V226H101ZM109 225H110V224H109ZM118 225H119V223H118ZM118 225H115V226H118ZM141 225H142V224H141ZM0 226H1V225H0ZM25 226H27V225H25ZM32 226H33V225H32ZM32 226H31V227H32ZM95 226H96V224H95ZM111 226H112V228L115 227V226L113 227L112 224H111ZM111 226H109V227L111 228ZM121 226H122V228H123L124 225H121ZM8 227H9V226H8ZM14 227H15V226H14ZM129 227H131V226H128V228H129ZM142 227H143V226H142ZM5 228H6V226H5ZM96 228H97V227H96ZM118 228H119V227H118ZM135 228H136V227H135ZM137 228H138V227H137ZM20 229H21V230H19L18 235L20 234V231H22V227H21ZM36 229H37V228H36ZM108 229H109V228H108ZM108 229L106 228V230H108ZM124 229H126V227H125ZM133 229H134V228H133ZM144 229H145V228H144ZM144 229H142L143 231L140 230V231H137V232H139V233L141 234V232H144ZM32 230H33V229H32ZM42 230H43V229H42ZM98 230H99V229H98ZM106 230H104V231H106ZM113 230H115V229H110L111 232H112ZM117 230H118V229H117ZM121 230H122V229H121ZM126 230H129V233H130V234H131V233H132V234H133V233H136V232H131L130 229H126ZM126 230H125V232H126ZM136 230H137V229H135V231H136ZM138 230H139V229H138ZM0 231H1V230H0ZM4 231H5V230H4ZM99 231H100V230H99ZM132 231H134V230H132ZM101 232H102V231H101ZM107 232H109V231H107ZM107 232H106V233H107ZM114 232H116V231H114ZM118 232H119V231H118ZM127 232H128V231H127ZM127 232H126V233L123 232L124 234H122V231H121V233H118V234H122V236H123V235H124V236L126 235V236L128 237V233H127ZM158 232H159V231H158ZM2 233H3V230L1 231V234H2ZM4 233H5V232H4ZM6 233H8V237H9L10 234L13 233V232L11 231V233H9V230H7ZM6 233H5L4 235H6ZM22 233H23V232H22ZM30 233H31V232H30ZM33 233H34V232H32V234H33ZM109 233H110V232H109ZM112 233H113V232H112ZM112 233H110V234L112 235V236H110V237H112L111 239H113V234H112ZM24 234H25V232H24ZM24 234H22V237H23ZM34 234H35V233H34ZM104 234H105V232L103 233V235L101 234L102 237L104 236ZM136 234H137V233H136ZM136 234H135V235L133 234V235H134L133 237H135ZM11 235L13 236L14 234H11ZM114 235H115V233H114ZM116 235H117V233H116ZM12 236H11V237H12ZM16 236H17V235H16ZM16 236L14 235V236L12 237V239H14ZM20 236H21V235H20ZM107 236H108V235H107ZM107 236H106V237H107ZM120 236H121V235H120ZM122 236H121V237H122ZM124 236H123V238H124ZM126 236H125V238H126ZM129 236H130V235H129ZM137 236H138V235H137ZM160 236H161V235H160ZM164 236H165V235H164ZM8 237L6 236L5 240H6ZM22 237H20V238L22 239ZM106 237H103V238H106ZM118 237H119V236H118ZM121 237H119V238H121ZM131 237H132V236L128 237L127 239H129V238H131ZM143 237H144V236H143ZM143 237H142V239H143ZM145 237H147V236H145ZM161 237H162V236H161ZM9 238H10V237H9ZM9 238H8V239H9ZM26 238H27V237H26ZM34 238H35V237H31V238H27V239L24 238L22 241H24V240L28 241V239H31V240L33 239L32 242H34ZM37 238H38V237H37ZM116 238H117V236H116ZM108 239H109V237H108ZM127 239H126V240H127ZM135 239H136V238H135ZM172 239H173V238H172ZM9 240H10V239H9ZM16 240H17V239H16ZM19 240H20V239H18L17 241H19ZM103 240H104V239H103ZM105 240H106V239H105ZM114 240L117 242L118 238H117V240H116L115 237H114ZM114 240H113L112 243H114ZM124 240H125V239H124ZM131 240H132V239H130V242H131ZM148 240H149V239H148ZM161 240H162V239H161ZM170 240H171V239H170ZM0 241H1V246H2V244H3V243H2V239H1ZM6 241H7V240H6ZM12 241H13V240H12ZM26 241H25V242H26ZM111 241H112V240H111ZM111 241H110V242H111ZM120 241H121V239H120ZM128 241H129V240L125 241L126 244L128 243V244H127V247L130 245ZM142 241H143V240H142ZM142 241H140V242H142ZM25 242H24V244H25ZM102 242H104V241H102ZM105 242H106V241H105ZM105 242H104V243H105ZM107 242H109V241H107ZM107 242H106V243H107ZM118 242H119V241H118ZM132 242H133V241H132ZM157 242H158V241H157ZM166 242H167V241H166ZM7 243H8V242H6V244H7ZM12 243H13V242H12ZM22 243H23V242H22ZM29 243H30V242H27L26 244H29ZM119 243H121V242H119ZM144 243H146V242H144ZM16 244H17V242H16ZM20 244H21V243H20ZM32 244H33V243H31V245H32ZM98 244H99V243H98ZM126 244H125V245H126ZM146 244H147V246H150V245H148V241H147ZM149 244H150V243H149ZM164 244H166V243H164ZM8 245H10V243H9ZM14 245H15V244H14ZM21 245H22V247H23V244H21ZM102 245H103V244H102ZM108 245H110L109 248H108ZM118 245H120V244H118ZM123 245H124V243H123ZM125 245H124V246H125ZM140 245H141V244H140ZM3 246H5V244H4ZM26 246H28V245H26ZM33 246H34V245H33ZM70 246H71V245H70ZM76 246H77V245H76ZM76 246H75V247H76ZM124 246H123V247H124ZM137 246H138V245H137ZM145 246H146V245H145ZM145 246H144V247H145ZM165 246H166V245H165ZM168 246H169V245H168ZM13 247H14V246H13ZM16 247H18V246H16ZM28 247H30V244H29ZM72 247H73V246H72ZM100 247H102V246L100 245ZM114 247H115V244H114ZM117 247H118V246H117ZM123 247H121V248L124 249ZM125 247H126V246H125ZM160 247H161V245H160ZM170 247H171V246H170ZM0 248H1V247H0ZM3 248L6 249V246L3 247ZM8 248H9V247H8ZM76 248H77V247H76ZM103 248H104V247H103ZM105 248H106V247H105ZM105 248H104V249H105ZM107 248H108L107 250L109 251L110 248H111V243H110V244H107ZM121 248H120V249H121ZM146 248H148V247H146ZM156 248H157V247H156ZM174 248H176V247H174ZM1 249H2V248H1ZM68 249H69V248H68ZM79 249H80V248H79ZM104 249H103V250H104ZM113 249H114V248H113ZM122 249H121V250H122ZM126 249H127V248H126ZM134 249H135V248H134ZM142 249H143V248H142ZM3 250H4V249H3ZM64 250H67V248L64 249ZM70 250H71V249H70ZM135 250H137V249H135ZM143 250H144V249H143ZM80 251H81V250H80ZM112 251H113V250H112ZM122 251H123V250H122ZM124 251H125V249H124ZM149 251H150V250H149ZM169 251H171V250L169 249ZM16 252H17V251H16ZM16 252H14V253H16ZM24 252H25V251H24ZM65 252H66V251H65ZM75 252H76V251H75ZM75 252H74V253H75ZM140 252H141V251H140ZM142 252H143V251H142ZM142 252H141V253H142ZM144 252H145V251H144ZM172 252H173V248H172L171 253H172ZM115 253H116V252H115ZM118 253H119V252H118ZM124 253H125V252H121L122 256H123ZM131 253H132V252H131ZM171 253H170V254H171ZM180 253H182V252H180ZM9 254H10V253H9ZM72 254H73V253H72ZM72 254H70V255H72ZM173 254H174V253H173ZM182 254H183V253H182ZM21 255H22V254H21ZM74 255H75V254H74ZM78 255H79V254H78ZM178 255H179V254H178ZM186 255H188V254H186ZM186 255H183V256H186ZM10 256H11V254H10ZM114 256H115V255H114ZM173 256H175V254H174ZM66 257H67V256H66ZM116 257L118 258V257H120V255H118V256H116ZM181 257H182V256H181ZM187 257H188V256H186V258H187ZM10 258H11V257H10ZM64 258H65V257H64ZM75 258H76V257H75ZM172 258H173V257H172ZM183 258L185 259V257H183ZM66 259H67V258H66ZM114 259H115V257H114ZM119 259H120V258H119ZM119 259H118V260H119ZM148 259H149V258H148ZM180 259H182V258H180ZM189 259H190V257H189ZM189 259H188V261H189ZM152 260H153V259H152ZM182 260H183V259H182ZM175 261H176V258H175ZM177 261H180V260L178 259ZM183 261H184V260H183ZM186 261H187V260H186ZM188 261H187V262H188ZM85 262H87V261H85ZM187 262H186V263H187ZM64 263H65V261H64ZM80 264H81V263H80ZM83 264H84V263H83ZM86 264H87V263H86Z\"/></svg>",
  "mask_w": 264,
  "mask_h": 264
}]
</instances>
